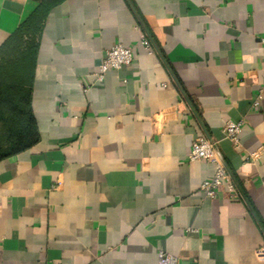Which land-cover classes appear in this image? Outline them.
I'll list each match as a JSON object with an SVG mask.
<instances>
[{"label": "crops", "instance_id": "obj_1", "mask_svg": "<svg viewBox=\"0 0 264 264\" xmlns=\"http://www.w3.org/2000/svg\"><path fill=\"white\" fill-rule=\"evenodd\" d=\"M50 1L0 0V47L44 15L38 140L0 160V264H157L160 250L177 264H264V0ZM114 43L133 59L98 82ZM200 135L235 197L225 184L202 195L214 167L187 160Z\"/></svg>", "mask_w": 264, "mask_h": 264}, {"label": "trees", "instance_id": "obj_2", "mask_svg": "<svg viewBox=\"0 0 264 264\" xmlns=\"http://www.w3.org/2000/svg\"><path fill=\"white\" fill-rule=\"evenodd\" d=\"M56 1L41 5L52 6ZM43 18L31 16L0 47V160L31 148L38 140L30 82L32 36Z\"/></svg>", "mask_w": 264, "mask_h": 264}, {"label": "built area", "instance_id": "obj_3", "mask_svg": "<svg viewBox=\"0 0 264 264\" xmlns=\"http://www.w3.org/2000/svg\"><path fill=\"white\" fill-rule=\"evenodd\" d=\"M261 41L264 44V39ZM138 43L147 50L151 49V43L144 35H141ZM133 48L134 45L127 47L120 43H114L110 48H108L98 66L96 80L101 82L107 71H119L122 67L129 65L133 59ZM240 130V121L229 120L222 128L223 138L232 144L237 145ZM214 145L215 144L207 138V136H198L191 144L187 160L189 162L204 160L211 163L214 167L213 174L209 178L203 180L199 186V189L205 198H214L216 196L217 189L222 184H225L230 191L231 196L235 197L236 192L234 184L232 183L233 180L225 169L223 162L216 154ZM157 264H177V257L160 250L157 253Z\"/></svg>", "mask_w": 264, "mask_h": 264}, {"label": "water", "instance_id": "obj_4", "mask_svg": "<svg viewBox=\"0 0 264 264\" xmlns=\"http://www.w3.org/2000/svg\"><path fill=\"white\" fill-rule=\"evenodd\" d=\"M214 150H215V152H216V154L218 155V157L220 158V160L223 162V164H224V161H223V159L221 158V156H220V153H219V151H218V149H217V147L214 145ZM224 166H225V164H224ZM226 167V166H225ZM226 170L228 171V169L226 168ZM228 173L230 174V172L228 171ZM230 176H231V174H230ZM231 178H232V180H233V182H234V184L237 186V188L239 189V187H238V185L236 184V182H235V180L233 179V177L231 176Z\"/></svg>", "mask_w": 264, "mask_h": 264}]
</instances>
